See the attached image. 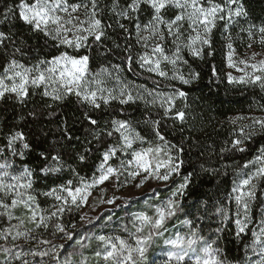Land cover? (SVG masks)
<instances>
[{
  "label": "snow or ice",
  "instance_id": "1",
  "mask_svg": "<svg viewBox=\"0 0 264 264\" xmlns=\"http://www.w3.org/2000/svg\"><path fill=\"white\" fill-rule=\"evenodd\" d=\"M106 16L109 18L105 19ZM110 21H114L115 28ZM241 21L247 24L246 28H240L250 41L247 48L252 49L257 37L264 45V21L259 25L251 22L245 0H125L123 5L120 0H111L110 4L103 0H13L12 6L3 5L0 25H4L5 30H0V59L6 62L0 70V99L14 95L19 103L24 104L39 92L41 99L48 98L52 102L43 105L44 109H52L54 104L63 105L70 97H75L80 105L91 111L117 102L121 107L116 111L122 115L124 105L143 101L146 108L158 107L162 112L153 116L149 110L142 120L135 121L114 117L99 129V121L88 110L84 111L83 120L89 125L85 139L90 135L100 142L104 137L105 142L110 139L112 143L103 152L97 173L90 179L73 170L76 184L73 179H68L44 192H37L34 188L37 174L47 178L64 171L61 155L53 154L55 144L37 152L22 130L9 131L0 146V218L7 225L0 228V241H3L0 244V264H89V258L79 250L90 247L93 239L98 245L93 253L97 264H233L225 258V242H230L229 237L243 240L248 232H251L252 241L246 245V250L251 252L247 264H264V210L260 213L258 229L250 228L257 183L264 181V145L257 149V155L240 166L224 203L209 197L208 200L185 204L186 194L193 183V173L185 174V138L179 144L172 143L165 134V122L168 119L179 121L180 130L184 131L183 126L188 124L189 117L184 109H174L176 100L186 99L188 93L175 88L171 92H160L147 86H139L134 92L126 83L111 88L107 86V79L113 77L114 70L117 73L114 78L120 81L121 65H111L112 70L101 66L93 71L90 67L94 59L93 49H102L98 51L101 56L114 55L117 50H122L124 67L128 71L138 64L141 69L168 78L169 73L161 65L170 64L174 69L171 79L188 85L198 80L200 73L190 70L188 78L182 74L178 65H188L191 69L184 51L200 60L205 55L213 56V33L219 26L226 41L227 67L241 73L236 76L227 72L228 83L259 86L264 91V54L252 51L239 57L236 53L230 29ZM16 22L27 26L33 36L42 37L43 46L52 52L34 59L30 57L27 41L13 32ZM117 29L124 39L123 44L109 35V30L115 32ZM133 39L144 49L142 53L134 52ZM106 41H110L112 47H108ZM257 56L261 58L257 60ZM213 75H216L215 66ZM41 115L43 111L38 113L35 108L29 113L34 121ZM48 115L54 113L49 111ZM244 119H248L249 124L234 129L233 139L219 149L221 158L229 152H246L247 143L256 135L251 129L258 127L260 134L264 135V118L238 116L232 118L231 123L235 125ZM81 122L75 120L70 124L67 118L62 119L57 128L60 135L57 143L63 146L79 140L73 128ZM141 124L146 126L144 135L138 130ZM188 130L192 132L193 126L189 125ZM186 139L198 149L201 147L194 136ZM205 151L208 156L216 154L213 145H208L199 155L203 157ZM33 152L42 162L37 169L29 167L23 160L26 153ZM89 152L91 149L86 148L85 153ZM118 153L131 159L121 160L119 166L114 167L109 162ZM18 157L21 158L19 165L16 163ZM77 159L84 162L86 155L80 154ZM201 170L212 175L219 172L203 165ZM174 177H179L180 182L177 183ZM108 181H114L117 188L130 184L143 188L149 181H155L170 194L160 200L159 191L152 189L151 198L160 202L148 204L146 201L151 215L148 211L131 213L134 230L122 226L124 235L115 234V229L109 234L81 235L75 230V224L69 230L61 222L63 213L72 207L81 209L88 205L92 190L100 188L101 192H106L100 186ZM39 196L51 198L55 203L44 209L38 201ZM119 199L112 196L100 200V203L122 207L116 204ZM18 208L25 210L26 217L14 215ZM181 215L182 220L179 219ZM54 219L52 235L60 234L63 243L56 244L38 236V230H47ZM80 219L96 227L95 221L101 216L89 218L84 214ZM174 219L179 220V226L174 225L176 230L165 238L170 231L168 224ZM105 220L111 222L112 215ZM27 224L34 227L28 228ZM161 239L164 259L150 260V251ZM73 246L75 250L62 259V253ZM74 255L81 256L79 262L72 259Z\"/></svg>",
  "mask_w": 264,
  "mask_h": 264
},
{
  "label": "trees",
  "instance_id": "2",
  "mask_svg": "<svg viewBox=\"0 0 264 264\" xmlns=\"http://www.w3.org/2000/svg\"><path fill=\"white\" fill-rule=\"evenodd\" d=\"M105 4H110L111 0H103ZM121 4L125 3V0H120ZM7 3L12 6L13 0H0V9ZM245 6L249 9L252 21L259 25L264 21V0H245ZM107 11V10H106ZM110 15V14H109ZM109 17L106 16L105 19ZM145 19L142 17V20ZM113 28H115L114 21ZM16 28L13 32H17L23 39L27 41V47L30 48L28 55L33 59L40 55H44L47 52H52V49L43 46V38L40 36H33L30 30L22 22H16ZM247 27V24L241 21L239 25L233 26L230 30L233 36L240 34V28ZM0 30H5L4 25H0ZM109 35L115 39L117 43L123 44L124 39L117 29L115 32L109 30ZM108 47H112L110 41L105 42ZM134 45L135 53H142V49L139 45L135 44V40H132ZM11 45H9V50ZM213 49L215 54L211 57L205 55L203 60L191 57L187 51H184V58L189 61L191 69L188 65H178L182 74L188 78L189 71H196L200 73L199 79L191 84L184 85L178 80L171 79L174 71L173 66L170 64H162L163 70L169 73L168 78L160 77L155 73L149 72L146 68L141 69L138 64L133 65V70L128 71L124 67L123 53L122 50H117L114 55L101 56L97 50L93 49L94 59L90 65L93 71L98 70L101 66H107L111 69V65L120 64L123 71L119 73L120 81H117L114 77L117 73L113 71V77L107 79V86L111 88H119L121 83H126L135 92L139 86H147L149 89L156 88L160 92H171L173 88L183 90L188 93L187 98H178L176 100L175 109H184L189 117L188 124L184 125V131L181 132V124L179 121L168 119L165 123L167 129L165 134L172 143L179 144L182 138H185L186 150L184 159L186 161L185 174L186 172L193 173V183L190 186V190L186 194L185 204H193L197 200H208L209 197L213 198V201H219L224 203L227 194L233 185V180L237 179V172L241 165L247 160L252 159L257 155V149L264 145V135L260 134V129L256 127L251 129L256 133L252 141L247 143V151L244 153L229 152L221 156L219 155V149L227 146L225 142H230L233 139L234 129H238L236 125L231 123V119L236 116L242 115H261L264 114V91L259 86L254 85H239L229 84L226 78L228 72L227 60H226V47L223 42L222 29L219 27L213 33ZM55 54V53H53ZM18 59L21 57L18 55ZM6 61L0 59V70L2 65ZM28 61L25 60V63ZM213 66H215L216 75H213ZM150 99V98H149ZM52 103L48 98L41 99L39 92L37 95L28 99L24 104L17 101L14 95H6L4 99H0V146L5 142V136L9 131L22 130L28 142L36 148V151H41L43 148H47L50 145L55 144V152L59 153L64 161V171L44 178L37 174V183L34 188L37 192L47 191L50 187H55L57 184L64 183L68 179H73L74 184L77 180L74 178L75 173H79V176L85 179H90L93 174L97 173V168L102 161V154L106 148L112 143L110 139L105 142V138L101 137V141L97 142L92 139V136H87L85 139L86 131L89 127L86 121L83 120V112L88 110L89 114L93 118L99 121V129L105 127V123L110 119L116 117L121 119H132L142 120L145 115L148 114L149 110L153 116L157 113L162 112L158 107H151L144 104L143 101H137L135 104L124 105V113L121 115L116 110L121 106L117 102H113L109 107L105 108L103 105L100 110L91 111L80 105L75 97H70L64 102L63 105H53L52 109H44L43 105ZM185 105L187 107L185 108ZM37 109L38 113L43 111V115L37 120H33L29 113L33 109ZM51 111L54 115H48ZM23 116L25 119L21 120ZM194 117L195 119H191ZM67 118L69 123H73L75 120L82 121L76 123L73 131L76 136L80 137L79 140H73L70 144L64 143L61 146L57 143L60 139L59 132L57 131L58 125L61 120ZM189 125L193 126V131L189 132ZM146 126L141 124L138 126V130L141 134H145ZM43 133V134H42ZM46 134V135H44ZM188 136H194L195 140L199 141L201 147L198 149L193 146L191 140H187ZM152 139L151 136L148 137ZM91 141V143H89ZM42 145V147H40ZM208 145H213L216 149V154L208 156L205 151V155L201 157L200 151H204ZM146 146V145H145ZM90 148L91 152L85 153V149ZM80 154L86 155V160L80 162L77 157ZM2 159V157H0ZM21 158H16V163L19 165ZM131 159L130 156L117 154L116 158H113L109 163L112 166L118 167L121 160ZM24 163L33 169H37L41 166V161L36 158V153H26L23 158ZM201 165L204 168H216L219 170L218 174L212 175L208 172L201 170ZM226 166V167H225ZM75 170V173L73 172ZM248 171V170H246ZM180 180V178H179ZM168 189L160 190L161 200H164L169 195ZM38 201L42 208L48 209L49 206L55 203L51 198L39 196ZM231 207L234 209L235 205ZM136 209L132 206L131 208H125V210L119 211L116 216L118 220L107 222L105 218L108 216L107 211H103L99 216L101 219L95 221L97 229L93 233L96 235L109 234L115 229V234L124 235L122 226H127L128 229H132L131 224V213ZM264 210V181L257 183V199L252 204L251 215L253 217V223L250 228L258 229V223L261 219V211ZM15 216L26 217V212L22 208H18L14 212ZM84 215L81 209L72 207L70 211L66 210L62 217L61 222L69 229L71 225H76V231L80 232L81 235H85L83 232L82 221L80 217ZM181 215L179 219H183ZM55 219L50 224L47 230H38V236L41 239H51L54 243H63L60 239V234L55 236L52 235L54 231L53 225ZM179 223V220L174 219L169 222L171 225ZM16 223V221H12ZM6 221L0 218V228L5 227ZM26 227H34L32 224H27ZM215 227V225H213ZM231 227V226H230ZM81 228V230H79ZM230 242H225L224 252L225 258L228 261L239 262V264H247V257L251 256V252L246 250V245H250L252 241L251 232H248L243 240H236L234 237H229ZM3 241H0L2 244ZM87 243V242H86ZM97 242L93 239L90 247L80 249L83 256L89 258V264H97L93 253L97 250ZM75 246L67 248L61 255V258L67 256L69 252H73ZM157 248H153L150 251L149 259L154 258V253ZM257 257H253L256 259ZM72 259L79 262L81 259L80 255H74ZM160 259V258H158Z\"/></svg>",
  "mask_w": 264,
  "mask_h": 264
},
{
  "label": "rangeland",
  "instance_id": "3",
  "mask_svg": "<svg viewBox=\"0 0 264 264\" xmlns=\"http://www.w3.org/2000/svg\"><path fill=\"white\" fill-rule=\"evenodd\" d=\"M218 28H219V26H218ZM215 31L216 30H214V32ZM241 37H242V39H241ZM223 42L226 43L224 35H223ZM249 42L250 41L248 40L246 33L241 32L239 34V36H237V35L233 36V43H234V46L236 48V53L239 57H244L246 52L250 53L252 51L264 54V45H261L258 42V37H257L256 42H253L252 49H250V50L247 48V44ZM141 49H142V51H144L143 48H141ZM260 58H261L260 56H257V60ZM229 71H231L233 73V75H236V76L241 75V73H239L235 69L228 68V72ZM242 116L252 117L251 115H247V116L242 115ZM236 117H238V116H236ZM255 117L264 118V114L255 115ZM233 118H235V117H233ZM248 124H249V120L244 119V120H238L235 125L239 128L241 126L248 125ZM114 167H116V166H114ZM174 179L176 180L177 183L180 182L179 177H174ZM100 187L105 188L107 191L101 192L100 188L93 189L92 195L89 196V199H88V205L81 208L82 213L87 214V217H89V218H94L96 216H99L103 211H107L109 213L108 215H112L113 221L118 220V217L116 216V214L119 211L125 210V208H127V209L131 208L132 206L136 207V209L133 211V213L140 212V211H148L149 214L151 215L152 214L151 210L148 208L146 201L148 202V204H158L161 200V197H160V200H156V199L151 198L152 189H154V188L157 189L159 191V195H160V190L165 189L163 185H161L155 181H149L148 183H146L144 185L143 188H136L133 184H130L127 187L117 188L115 186L114 181L105 182V184L100 186ZM112 196L120 197V199L116 201V204L122 205V207H116L115 205L100 203V200H102V199L106 200L108 198H111ZM174 225H176L178 227L179 223H177V222H176V224L172 223V225L170 223L168 224L170 231L165 234V238L167 236L171 235L174 230H176L173 227ZM81 226H82L81 228H83V232H85L88 235L93 234L95 229L98 228V226L92 227L90 225H87L84 223V221H82ZM81 228L79 230H81ZM100 234L101 233H99L97 235H100ZM155 248H157V251L154 253V258H156V259L160 258L158 260H163L164 257L162 255V249H163V240L162 239L157 241V246ZM101 264H102V262H101Z\"/></svg>",
  "mask_w": 264,
  "mask_h": 264
}]
</instances>
